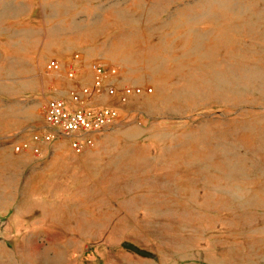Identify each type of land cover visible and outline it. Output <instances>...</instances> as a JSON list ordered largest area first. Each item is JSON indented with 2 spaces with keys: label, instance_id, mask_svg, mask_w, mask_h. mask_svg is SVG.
Instances as JSON below:
<instances>
[{
  "label": "rangeland",
  "instance_id": "rangeland-1",
  "mask_svg": "<svg viewBox=\"0 0 264 264\" xmlns=\"http://www.w3.org/2000/svg\"><path fill=\"white\" fill-rule=\"evenodd\" d=\"M94 60L152 92L17 153ZM0 264H264V0H0Z\"/></svg>",
  "mask_w": 264,
  "mask_h": 264
},
{
  "label": "built area",
  "instance_id": "built-area-1",
  "mask_svg": "<svg viewBox=\"0 0 264 264\" xmlns=\"http://www.w3.org/2000/svg\"><path fill=\"white\" fill-rule=\"evenodd\" d=\"M48 68L54 72L66 69L71 80L81 76L84 65L80 53H74L67 63L54 58L48 61ZM90 83L73 88L67 97L55 96L44 105V118L47 124L45 130H34L28 138L14 146L17 153L32 152L41 155L44 147L54 141L57 135L70 140L72 150L79 153L93 145L94 134L115 124L119 119V109L110 105L96 104L102 96L118 97L121 103H126L135 95L151 93V88L124 87L118 92L109 78L116 77L118 72L113 66H108L100 60L90 62Z\"/></svg>",
  "mask_w": 264,
  "mask_h": 264
}]
</instances>
